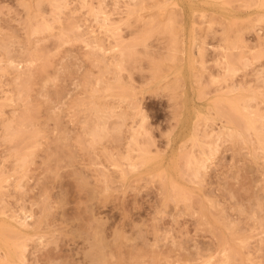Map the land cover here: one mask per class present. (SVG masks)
<instances>
[{"label":"rangeland","instance_id":"1","mask_svg":"<svg viewBox=\"0 0 264 264\" xmlns=\"http://www.w3.org/2000/svg\"><path fill=\"white\" fill-rule=\"evenodd\" d=\"M0 264H264V0H0Z\"/></svg>","mask_w":264,"mask_h":264}]
</instances>
